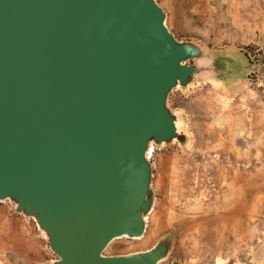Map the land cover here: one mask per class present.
Instances as JSON below:
<instances>
[{
  "label": "water",
  "instance_id": "water-1",
  "mask_svg": "<svg viewBox=\"0 0 264 264\" xmlns=\"http://www.w3.org/2000/svg\"><path fill=\"white\" fill-rule=\"evenodd\" d=\"M241 72L158 0H0V201L35 220L55 254L38 264H166V236L104 251L146 230L153 148L187 141L173 90Z\"/></svg>",
  "mask_w": 264,
  "mask_h": 264
},
{
  "label": "rangeland",
  "instance_id": "rangeland-1",
  "mask_svg": "<svg viewBox=\"0 0 264 264\" xmlns=\"http://www.w3.org/2000/svg\"><path fill=\"white\" fill-rule=\"evenodd\" d=\"M158 2L175 36L236 54L242 72L229 86L173 90L169 104L183 115L187 141L153 148L146 230L116 238L104 253L144 250L166 236L173 242L166 264H264V0ZM7 211L29 219L42 236L43 261L55 257L33 218L0 201V214ZM5 233L0 226V246H8ZM6 250L0 264L8 263Z\"/></svg>",
  "mask_w": 264,
  "mask_h": 264
},
{
  "label": "crops",
  "instance_id": "crops-1",
  "mask_svg": "<svg viewBox=\"0 0 264 264\" xmlns=\"http://www.w3.org/2000/svg\"><path fill=\"white\" fill-rule=\"evenodd\" d=\"M0 226L8 232L5 233L8 246H0V251L9 249L7 264H37L43 261V238L29 219L7 211L0 214Z\"/></svg>",
  "mask_w": 264,
  "mask_h": 264
},
{
  "label": "bare ground",
  "instance_id": "bare-ground-1",
  "mask_svg": "<svg viewBox=\"0 0 264 264\" xmlns=\"http://www.w3.org/2000/svg\"><path fill=\"white\" fill-rule=\"evenodd\" d=\"M117 238H119V237H117ZM135 238H139V237H135ZM115 239H116V238H115ZM115 239H113V240L110 242V244H111ZM110 244H109V245H110Z\"/></svg>",
  "mask_w": 264,
  "mask_h": 264
}]
</instances>
